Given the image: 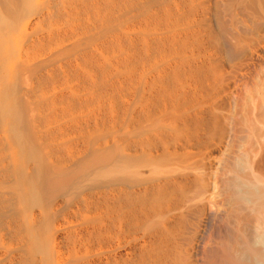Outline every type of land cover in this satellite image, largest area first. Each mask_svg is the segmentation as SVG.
Instances as JSON below:
<instances>
[{"label":"bare ground","instance_id":"obj_1","mask_svg":"<svg viewBox=\"0 0 264 264\" xmlns=\"http://www.w3.org/2000/svg\"><path fill=\"white\" fill-rule=\"evenodd\" d=\"M78 253L264 264V0H0V264Z\"/></svg>","mask_w":264,"mask_h":264},{"label":"rangeland","instance_id":"obj_2","mask_svg":"<svg viewBox=\"0 0 264 264\" xmlns=\"http://www.w3.org/2000/svg\"><path fill=\"white\" fill-rule=\"evenodd\" d=\"M138 104H139V103H136V106H138ZM81 154H82V152H80V157L83 155V154H82V155H81ZM78 155H79V153H78ZM75 157H77V155H76ZM75 157H74V158H75ZM80 157H77V160H78V158H80ZM74 160H75V159H74ZM77 160H76V161H77ZM86 182H87V183H86ZM82 185H83V187L80 188L81 190L78 189L77 192H75L76 190H73L74 192L72 191L73 193H75L74 195H73V193H71V191H69L70 193L68 192V193H64V194H63V193H62V194H59V196H58V200H59V201L55 199L56 202L53 201V206H52V203H51V201H50V204H51V205H48V207H49V206H50V207L52 206V207H54V208H52V207L50 208V207H49L48 209H51V210L53 209V212L49 210V211H50V214L52 213L51 216H53V218H54V215H55V217H57L56 215H58V214H57V212H55V211H56V209L59 208V209L57 210L58 213H59V215H58L57 218H54V220H57V221L60 223V222H61L60 219L62 220V218L64 217V215L66 216V215L69 214V213H76V214H75V216H76L75 218H76V219H74L75 224H76V221H77V220H78V223H82V222L84 223L83 219H85V223H84V224H86V219H87V218H86V216H85V214H86L85 211H87V209H86V207H87V202H88V198H87V196H88V192H90V189L92 188V185L89 184L88 181L83 182ZM79 190H80V191H79ZM78 191H79L80 193H79ZM76 193H77V194H76ZM68 194H69V195H68ZM78 194H81V195H78ZM64 195H67V196H70V195H71V196H70V197H67V196H64ZM62 196H63V197H62ZM72 196L74 197L73 202H71V199L73 198ZM80 196H81V197H80ZM60 197L63 199V201H62V199H61ZM64 197H65V198H64ZM66 198H68V199H66ZM75 198H76V199H75ZM82 198H83V199H82ZM86 198H87V199H86ZM65 200H66V201H67V200H70V201H69V202H65L66 204H64V201H65ZM82 200H84V201H82ZM75 201H76V202H75ZM54 202H55V204H56V203H57V204L54 205ZM74 202H75V203H74ZM77 202H78V203H77ZM68 203H69V206H68ZM70 203H71V204H70ZM80 204H81V205H80ZM83 204L85 205V207H84ZM63 205H64V207H63ZM65 205H67V207H70V210H69V208L67 209V207H66ZM70 205H71V206H70ZM73 205H74V206H73ZM55 206H56V208H55ZM79 208H80V209H79ZM84 208H85V209H84ZM62 209H63V210H62ZM75 209H76V210H75ZM78 209H79V210H78ZM64 210H65V211H64ZM74 210H75V211H74ZM82 210H85V211H82ZM73 211H74V212H73ZM79 211L82 212V213L84 212V213L82 214V213H80ZM54 212H55V214L53 215ZM65 212H66V213H65ZM67 212H68V213H67ZM60 213H61V214H60ZM63 213H64V214H63ZM81 214H82V216H81ZM61 215H62L63 217H62ZM77 215H78V216H77ZM59 216H60V217H59ZM83 216H85V217H83ZM78 217H79V219H78ZM78 223H77V224H78ZM83 234L85 235V233H83ZM83 234H82V235H83ZM65 235H67V234H65ZM76 235H77V234H76ZM84 235L81 236V238H80V242H82V240L86 237V235H85V236H84ZM79 237H80V235H79ZM82 238H83V239H82ZM81 239H82V240H81ZM84 240L86 241V238H85ZM83 242H84V241H83ZM80 245H82V243H81ZM81 250L83 251V252H82V251L79 252L81 255H79V253H78L77 256H75V257H76L75 264H76V262H79V261L81 260V259L79 260V258H83V257H84V254L86 253V251L83 250L82 248H81ZM2 251H3V252H2V253H3V257H2L3 259H4L5 256H8V254H10L9 250H4V249H3ZM4 251H5V252L8 251V253L6 252V253H7V254H6ZM84 251H85V252H84ZM16 252H17V251H15V253H13V254H14L13 256H16ZM82 253H83V255H82ZM4 254H6V255H4ZM10 255H12V253H11ZM78 255H79L80 257H79ZM1 256H2V255H1ZM81 256H83V257H81ZM17 257H18V255H17ZM75 257H74V259H75ZM77 257H79V258H78V261H77ZM85 257H86V256H85ZM70 259H71V257H70ZM70 259H69V261H71V262H70L69 264H72V263L74 262V260H70ZM83 259L86 260V258H83ZM83 259H82V260H83ZM85 260H83V263H84V264L87 262V261L85 262ZM77 264H79V263H77ZM80 264H82V261H81ZM86 264H87V263H86Z\"/></svg>","mask_w":264,"mask_h":264}]
</instances>
